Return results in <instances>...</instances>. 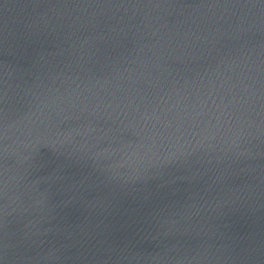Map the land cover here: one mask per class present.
<instances>
[{
  "label": "water",
  "instance_id": "obj_1",
  "mask_svg": "<svg viewBox=\"0 0 264 264\" xmlns=\"http://www.w3.org/2000/svg\"><path fill=\"white\" fill-rule=\"evenodd\" d=\"M0 264H264V0H0Z\"/></svg>",
  "mask_w": 264,
  "mask_h": 264
}]
</instances>
